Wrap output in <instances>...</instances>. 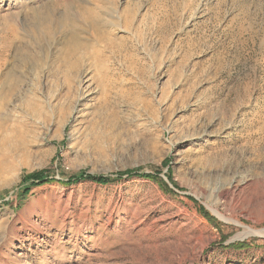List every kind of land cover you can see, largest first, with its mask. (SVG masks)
<instances>
[{"label":"rangeland","instance_id":"rangeland-1","mask_svg":"<svg viewBox=\"0 0 264 264\" xmlns=\"http://www.w3.org/2000/svg\"><path fill=\"white\" fill-rule=\"evenodd\" d=\"M7 74L0 264H264V0H0Z\"/></svg>","mask_w":264,"mask_h":264},{"label":"bare ground","instance_id":"bare-ground-1","mask_svg":"<svg viewBox=\"0 0 264 264\" xmlns=\"http://www.w3.org/2000/svg\"><path fill=\"white\" fill-rule=\"evenodd\" d=\"M97 24H99V23H90V25H91L90 27L93 30V32L94 31L96 32V30H97L96 28L98 26ZM71 36L72 35H70V37ZM72 39L74 41H77L76 39H79V37L76 34L74 37H72ZM10 78H11L10 74H7L4 77L5 81L3 82L4 84H2V88L0 91V170L9 171L10 174L12 173L13 175H16L22 167V163L18 162V157H16V154H15L16 151H18L19 149L12 146L13 136H14L13 134H15V132L17 130V128L15 126H17L16 124L18 121L17 120L18 116H20V115H18L19 114L18 109L21 105L26 106L24 103H26L27 101H28L27 104L29 106L33 105V103L35 105V102H37V101L32 100L33 96L30 95L31 93H25L24 94V93H22V90L19 89V90H17L18 94L16 95L17 96L16 101L18 102V104L15 102L16 104L13 105L12 98H11V95L13 94V92L10 90L13 89L14 87L13 88L11 87V89H9V90L6 89L7 88L6 85L8 84ZM10 86H12V85H10ZM15 93H16V91H15ZM10 104H12V107H10L11 106ZM37 104L35 105L36 107L34 106L35 108L34 107H32V108L36 111V113L40 114V113H42V110L40 108L41 105L38 106ZM81 111L82 110H79L78 112L80 113ZM77 117H79V116H77ZM76 119L77 118H75V120ZM237 189H238L237 185H235V186L231 185V187H229L227 189H223V191L220 190L221 196H223V198H225L227 201H232V200H230V198L233 199L235 197ZM211 209L213 210V212L215 213L216 216H218L219 218H221L223 220H226L220 211H218L217 209H214L212 207H211ZM258 234H261V232L259 233V232L247 230L245 233L240 234L237 238H242V237L249 236V235H258Z\"/></svg>","mask_w":264,"mask_h":264},{"label":"trees","instance_id":"trees-1","mask_svg":"<svg viewBox=\"0 0 264 264\" xmlns=\"http://www.w3.org/2000/svg\"><path fill=\"white\" fill-rule=\"evenodd\" d=\"M128 174H130V173H128ZM122 176L123 175H121L119 177H122ZM47 179H48V173L46 171H41V172H36V173H33V174L29 175L25 179L24 182L25 183L31 182V184H35L38 181L44 182ZM80 180H91V181H94V182H97V183H100V184H107L110 181V179L107 178V177H93V176L86 175L85 173H81L78 176L73 177V179H71L70 182L80 181ZM25 190L28 193L30 189L26 188ZM204 214H205L206 217H208L211 220V216L210 215H208L206 212Z\"/></svg>","mask_w":264,"mask_h":264}]
</instances>
